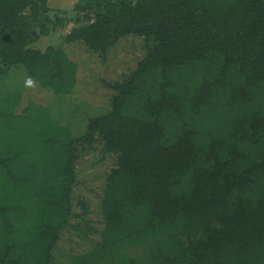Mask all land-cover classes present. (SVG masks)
Listing matches in <instances>:
<instances>
[{"label": "trees", "instance_id": "obj_1", "mask_svg": "<svg viewBox=\"0 0 264 264\" xmlns=\"http://www.w3.org/2000/svg\"><path fill=\"white\" fill-rule=\"evenodd\" d=\"M48 4L0 0V79L34 81L0 93V264H264V0ZM67 95L104 110L78 132Z\"/></svg>", "mask_w": 264, "mask_h": 264}, {"label": "rangeland", "instance_id": "obj_2", "mask_svg": "<svg viewBox=\"0 0 264 264\" xmlns=\"http://www.w3.org/2000/svg\"><path fill=\"white\" fill-rule=\"evenodd\" d=\"M77 0H49L50 10H48L47 15L58 16L60 18H70L73 15V8ZM72 26V22L65 23L64 27L53 26L49 24L48 27L49 33L41 34L38 39L33 43V47L44 49L46 46L50 44H56L61 36L66 33L69 28ZM29 78V77H28ZM27 76L24 73V70L19 67L12 70L9 74L2 77L0 79V93L10 92L12 90L18 89L20 92H26L29 87L26 86ZM5 81V82H4ZM87 99H89L86 96ZM80 96H59L56 97L54 104L52 105L54 111L56 113V117H61V114H68L70 113L71 117H67L63 120V122L70 123V127H75V125L82 120L85 122V115H92L95 112H100L104 110L103 106H96L95 104H91L88 100H85ZM88 101V102H87ZM68 125V124H67ZM75 129L79 132L81 129L75 127ZM91 157L92 160L90 161L88 157L83 159L78 167V176L81 181L75 185L73 189V197L75 198V202L77 203V199H86L88 201L89 206L92 209L95 208L100 199V189L102 186V178H98L100 175L99 173L103 171V166L96 164L97 159L99 156L94 157V153H90L87 155ZM94 157V158H93ZM76 206V205H75ZM77 207V206H76ZM92 218L94 215L91 216ZM90 217V218H91ZM89 219V218H86ZM66 238L59 242V247L62 250H67L69 243L64 241ZM71 243V242H70ZM59 248V249H60ZM56 264H61L64 260L61 261L59 253L56 252L55 254Z\"/></svg>", "mask_w": 264, "mask_h": 264}, {"label": "clouds", "instance_id": "obj_3", "mask_svg": "<svg viewBox=\"0 0 264 264\" xmlns=\"http://www.w3.org/2000/svg\"><path fill=\"white\" fill-rule=\"evenodd\" d=\"M33 84H34L33 79H32L31 77H29V78L27 79V81H26V86H27V87H32Z\"/></svg>", "mask_w": 264, "mask_h": 264}]
</instances>
